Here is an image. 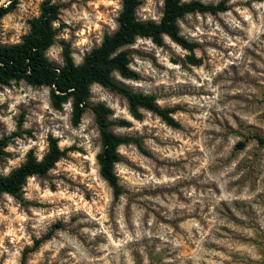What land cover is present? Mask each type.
<instances>
[{"label":"rangeland","instance_id":"374dc122","mask_svg":"<svg viewBox=\"0 0 264 264\" xmlns=\"http://www.w3.org/2000/svg\"><path fill=\"white\" fill-rule=\"evenodd\" d=\"M44 1L19 0L1 20L0 43L21 41ZM48 1L60 7L46 51L55 64L64 45L80 64L117 29L120 0ZM140 1L137 18L158 22L164 0ZM184 1H225L228 10L178 21L198 45L193 52L167 37L161 46L137 38L124 50L138 78L113 74L153 95L178 127L145 110L137 120L124 97L90 87L88 105L108 107L110 130L133 140L117 150L118 199L99 174L89 108L74 125L70 102L54 109L48 87L0 86V175L29 151L41 159L49 137L64 152L45 176L27 179L20 200L0 194V264H20L23 250L47 233L26 264H264V145L252 138L264 137V0Z\"/></svg>","mask_w":264,"mask_h":264},{"label":"trees","instance_id":"16d2710c","mask_svg":"<svg viewBox=\"0 0 264 264\" xmlns=\"http://www.w3.org/2000/svg\"><path fill=\"white\" fill-rule=\"evenodd\" d=\"M19 0H0V23L4 16L11 13ZM121 11L117 17V29L105 34L100 45L85 54L82 62L76 64L72 58L70 47L63 46L62 64L51 62L46 51L54 44L56 29L54 23L58 19L60 7L50 1L40 6L37 18L30 21L29 32L21 41L14 44L0 43V86H8L12 82L24 81L33 87H48L51 106L59 110L62 105L71 104V123L77 125L85 110L89 108L95 119L99 132L101 150L97 155L99 174L112 190L114 199L121 195L118 177L114 166L119 161L118 148L133 140L130 137L116 135L110 130L111 110L102 105H88L90 87L94 84L115 92L124 97L131 115L140 119V110L149 111L158 116L165 124L178 127L179 124L171 116V110L161 108L153 95L135 93L118 83L113 74L124 79H137V73L129 66L130 60L125 47L132 45L137 38L150 39L161 46L167 37L182 49L193 52L197 43L188 41L181 35L178 21L187 14L209 13L215 15L228 10L226 2L204 4L199 1L164 0L161 18L158 22L141 21L136 11L140 0H120ZM120 124H126L121 121ZM252 138L264 145V137L254 135ZM6 139L0 140V158L4 155ZM244 142L236 145L242 149ZM64 155L55 138H48L46 153L38 159L32 151L26 155L24 162L7 175H0V194L5 193L20 200L22 189L30 177L45 176ZM51 237L47 233L35 240L31 247H26L21 255L20 264H26L28 255Z\"/></svg>","mask_w":264,"mask_h":264}]
</instances>
